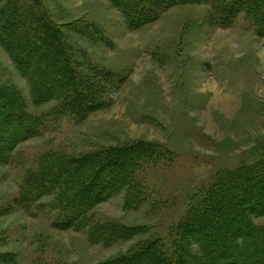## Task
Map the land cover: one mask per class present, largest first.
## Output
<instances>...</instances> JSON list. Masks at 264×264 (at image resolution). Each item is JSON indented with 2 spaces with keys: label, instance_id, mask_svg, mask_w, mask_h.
<instances>
[{
  "label": "rangeland",
  "instance_id": "374dc122",
  "mask_svg": "<svg viewBox=\"0 0 264 264\" xmlns=\"http://www.w3.org/2000/svg\"><path fill=\"white\" fill-rule=\"evenodd\" d=\"M38 1L61 31L74 65L90 76H111L102 86L112 96L108 107L82 121L56 116V101L35 106L27 79L0 41V87L18 91L26 112L48 121L41 135L0 163V253L16 257V264H100L156 239L176 251L179 222L216 178L264 160V37L243 16L220 28L205 5L172 8L134 30L109 0ZM94 25L107 41L92 34ZM139 141L163 152L138 174L146 201L129 209L123 192L92 214L96 223L145 227L143 233L94 245L87 231L52 227L51 198L30 211L20 204L23 183L45 154L76 156ZM254 224L264 228V217ZM191 245L198 253L199 246Z\"/></svg>",
  "mask_w": 264,
  "mask_h": 264
},
{
  "label": "trees",
  "instance_id": "16d2710c",
  "mask_svg": "<svg viewBox=\"0 0 264 264\" xmlns=\"http://www.w3.org/2000/svg\"><path fill=\"white\" fill-rule=\"evenodd\" d=\"M109 1L134 30L158 21L172 8L197 4L211 8L220 28L232 27L243 16L264 37V0ZM94 26L92 34L107 41L101 27ZM0 41L27 79L35 106L56 101V116L78 121L109 106L112 89L102 85L111 76L97 71L90 76L74 65L61 31L48 20L38 0L29 6L23 0H0ZM47 123L26 112L18 91L0 87V163H8L20 143L41 135ZM162 153L160 145L145 141L76 156L47 153L39 169L24 181L19 202L30 211L51 198L47 216L52 227L87 231L91 244L128 240L145 227L96 223L92 212L123 192L128 195L127 207L137 210L147 199L138 174L146 161ZM211 189L179 222L176 230L182 242L176 251L165 250L160 239L150 240L100 264H264V228L254 224V218L264 217V160L219 175ZM192 242L199 246L198 253L192 251ZM0 264H16V257L0 253Z\"/></svg>",
  "mask_w": 264,
  "mask_h": 264
}]
</instances>
